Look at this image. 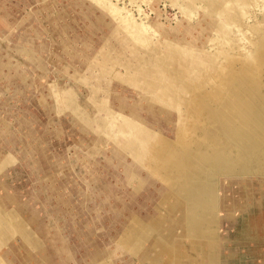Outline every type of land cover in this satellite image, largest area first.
<instances>
[{
    "label": "rangeland",
    "instance_id": "obj_1",
    "mask_svg": "<svg viewBox=\"0 0 264 264\" xmlns=\"http://www.w3.org/2000/svg\"><path fill=\"white\" fill-rule=\"evenodd\" d=\"M25 1L0 0V190L43 222L29 253L167 264L147 246L187 241L196 209L219 220L228 246L263 247L246 232L264 224V0H110L104 40L77 0ZM253 55L250 98L231 96ZM227 180L249 187L255 219L216 210ZM12 233L3 220L0 244ZM11 244L0 256L27 264L25 245ZM258 250L239 264H263Z\"/></svg>",
    "mask_w": 264,
    "mask_h": 264
},
{
    "label": "bare ground",
    "instance_id": "obj_2",
    "mask_svg": "<svg viewBox=\"0 0 264 264\" xmlns=\"http://www.w3.org/2000/svg\"><path fill=\"white\" fill-rule=\"evenodd\" d=\"M19 1L23 2L22 7H24L25 4H27L25 0H19ZM83 1H85L87 5H90V7L86 10L81 9L84 4ZM75 6L78 9L80 8V11L82 12V14L80 13L81 14L80 17H88V15L95 14L94 20H96V23H95L96 25L90 22L91 23L90 26L93 29H95V32H96L95 35L97 36V33L100 34L99 35L100 39L104 40L106 37L104 36V31L102 32L101 29L107 28V30H110V26L112 22H114L113 16L118 11L117 8H113L111 6L110 0H81V1L77 0ZM102 34H103V37H102ZM99 60H102V58ZM251 60L252 62L247 66L246 71L243 72L237 78V80L231 84V87H232L231 96H238V97H241L243 100L250 98L251 94L247 93V89H246L248 82H249L248 76L254 73V71L256 70V66L259 64V60L257 56L253 55L251 57ZM155 104L156 106H154L153 109L155 112H159L162 108L159 105H157V102H155ZM260 118L261 117H259V119ZM259 124L264 129V123H259ZM214 125L217 126L218 130L221 132H225L226 129L228 130L227 123H214ZM233 173H235V170L233 171ZM236 173L240 175L238 171ZM213 174H216L214 171L212 172L211 175L212 177H214V179L217 178ZM221 185H222L221 186L222 191L220 194L221 200H220V204L217 205L216 210L218 212H231L232 213V214H229V216H223V218L225 220H230L233 217L238 216L239 219H242L243 217L244 218L250 217L251 219H255L254 217L250 216V213L248 214L247 212L244 211L246 200L249 199L247 197V194H248L247 189L249 187L244 182H242L241 184L237 181H232V180L224 181L222 182ZM255 198L257 199V201H260L258 197L255 196ZM219 208H220V211H219ZM261 208H262V205H260L256 209V212L258 209H260L258 213H261L260 215L261 219H258V220L262 223V220L264 219V215L262 213L263 209ZM196 210L198 211V213L195 214V217L199 219L198 220L195 219L194 221V223L197 224V225L194 224L195 225L193 227L194 230H189V233L188 232L184 233V235L185 234L187 235L186 236L187 241L177 240V241H173L170 244L160 241L156 245L157 248L152 249L151 246L153 245V240H151V243H150L151 245L147 246L148 247L147 255L151 257L154 261H157L158 259H162L161 261H165L167 262V264H169V262H172V261H175V264H224L227 262H229L230 264H239V262L245 257V256L243 257L241 254L244 252L247 253V250L249 249L251 250V248L254 247V249L258 248L259 249L258 251H264L260 249V248H264V246L261 247L262 245L260 246L259 244L246 245L244 243L245 246L244 247L242 246L244 249H246L244 251L242 249L240 250L239 248L241 247L239 246L241 245H236V243L233 244L232 246L230 245L228 246L227 243H223L221 239L222 237L225 238L226 236L225 234L227 232L224 234L223 232L224 230L218 229L219 220L214 219V218L209 219L208 217L203 216V215H206V213L200 211L199 209H196ZM3 220L8 221L13 226L14 233L10 234L11 236L9 240H5L0 244V247L2 249L5 246L6 242L12 243L11 246L15 244L18 246L20 244H24L25 248L22 249L21 252L18 251L19 253L17 252L16 254L17 257H19L20 261L29 259L27 264H48L46 259H41L39 256H37L38 258L36 259L35 257H33V255L29 253L31 252L29 245L31 244L33 245L34 243H36V239L38 237V232L36 231V228H39V226L42 225L43 222L35 218L31 214V212H29L26 208H24L22 204L20 203L19 199H17L15 196L10 195V194L6 195L4 194V190H0V227L2 226ZM206 223H207V226H206ZM23 229L25 230V234L26 233L28 234V237H25V239H23V241L21 242L20 232L24 233ZM249 229L246 232V234L250 239L256 240L257 242H264V238L260 236L261 232L264 233V224H261V226H259V223H256V225H252L251 230ZM171 235L173 234L171 233L170 236ZM188 237H194V240L189 239ZM36 246L38 250L42 249V246L40 245V243H38ZM5 249H3V251L6 253ZM51 251H52V248H51ZM62 257H65V256H62ZM0 264H8L2 256H0ZM9 264H11V262Z\"/></svg>",
    "mask_w": 264,
    "mask_h": 264
},
{
    "label": "crops",
    "instance_id": "obj_3",
    "mask_svg": "<svg viewBox=\"0 0 264 264\" xmlns=\"http://www.w3.org/2000/svg\"><path fill=\"white\" fill-rule=\"evenodd\" d=\"M20 122H21L20 124H22L21 126L25 125V123L23 124L22 121H20ZM25 127H26V125H25Z\"/></svg>",
    "mask_w": 264,
    "mask_h": 264
}]
</instances>
